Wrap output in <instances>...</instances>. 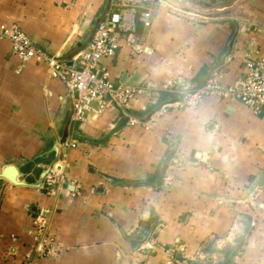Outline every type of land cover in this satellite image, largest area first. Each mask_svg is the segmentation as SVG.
I'll use <instances>...</instances> for the list:
<instances>
[{"label":"crops","instance_id":"obj_1","mask_svg":"<svg viewBox=\"0 0 264 264\" xmlns=\"http://www.w3.org/2000/svg\"><path fill=\"white\" fill-rule=\"evenodd\" d=\"M171 1L207 18L148 0L134 44L103 60L117 84H151L153 96L83 124L47 64L23 62L0 40V173L14 165L27 183L0 178V264H264V196L257 212L250 203L264 184V108L217 96L189 106L178 92L221 69V84H234L249 58L264 57V0ZM145 8L151 28L139 21ZM107 10L108 0H0V25L71 63ZM49 166L63 177L37 188ZM43 211L57 255L32 233Z\"/></svg>","mask_w":264,"mask_h":264},{"label":"built area","instance_id":"obj_2","mask_svg":"<svg viewBox=\"0 0 264 264\" xmlns=\"http://www.w3.org/2000/svg\"><path fill=\"white\" fill-rule=\"evenodd\" d=\"M147 2L148 0H108V10L98 24L89 45L75 56L71 63L46 53L16 26L0 25V40H8L13 54L23 62L35 59L47 64L50 76L63 82L70 92L73 100L72 121L75 124H83L91 115L97 118L116 107H128L132 100L140 96H153L156 90L154 85L117 84L108 68L103 65V60L112 59L116 55L123 40H128L130 45L134 44V37L138 31L137 14L140 7ZM158 3L160 7H165L172 14L183 18H207L171 0H158ZM142 11L139 21L144 28H151L154 20L152 9L145 8ZM245 69V73L234 84L222 85L220 77L223 73L219 70L210 75L201 89L189 91L187 87H183L178 92L184 97L185 105L194 106L196 101L204 97L217 96L227 103L239 102L255 113H260L264 108V57L249 58L245 62ZM173 88V82H168L164 86L166 90ZM130 123H138V120L131 118ZM66 145L69 148L79 146L74 140ZM179 162L180 160L175 157L172 164L176 165ZM62 177L60 171L52 167L45 181L52 184ZM263 196L264 184L253 194L250 201L255 212L259 210V202ZM47 224L46 211L34 219L32 233L36 236L38 248L46 255L62 253L60 247L50 250L51 240L45 233Z\"/></svg>","mask_w":264,"mask_h":264},{"label":"water","instance_id":"obj_3","mask_svg":"<svg viewBox=\"0 0 264 264\" xmlns=\"http://www.w3.org/2000/svg\"><path fill=\"white\" fill-rule=\"evenodd\" d=\"M234 6V5H233ZM232 6V7H233ZM227 9V8H225ZM220 10H223V9H217V11H220ZM73 105V104H72ZM68 134H69V127H66L65 129V133L62 137V140H61V145L65 144L67 138H68ZM52 168V166H49L45 171H43L41 173V177H40V181L38 184H35V186L37 188H39L43 181L45 180L47 174L49 173L50 169ZM18 175H19V171L18 169L14 166V165H8L4 168L3 172L0 173V178H3V179H6L8 180L9 182H11L12 184L14 185H17V186H27V183L26 182H23V181H19L18 180ZM262 185H260L259 187H257L253 192H252V195L255 194V192L260 188L262 187Z\"/></svg>","mask_w":264,"mask_h":264},{"label":"bare ground","instance_id":"obj_4","mask_svg":"<svg viewBox=\"0 0 264 264\" xmlns=\"http://www.w3.org/2000/svg\"><path fill=\"white\" fill-rule=\"evenodd\" d=\"M135 39H136V38H135ZM140 53H141V52H140ZM221 70H222V69H221ZM125 82H126V81H125ZM134 84H135V83H134ZM134 84H133V85H134ZM137 86H138V85H137ZM48 215H49V214H48ZM34 217H35V216H34ZM47 218H48V217H47ZM47 236H48V235H47ZM148 246H149V245H148ZM38 249H39V248H38ZM40 250H41V249H40Z\"/></svg>","mask_w":264,"mask_h":264},{"label":"rangeland","instance_id":"obj_5","mask_svg":"<svg viewBox=\"0 0 264 264\" xmlns=\"http://www.w3.org/2000/svg\"><path fill=\"white\" fill-rule=\"evenodd\" d=\"M173 15H176V14L173 13ZM176 16H177V15H176ZM252 224H253V222H252Z\"/></svg>","mask_w":264,"mask_h":264}]
</instances>
